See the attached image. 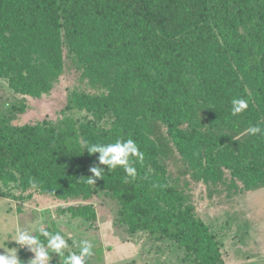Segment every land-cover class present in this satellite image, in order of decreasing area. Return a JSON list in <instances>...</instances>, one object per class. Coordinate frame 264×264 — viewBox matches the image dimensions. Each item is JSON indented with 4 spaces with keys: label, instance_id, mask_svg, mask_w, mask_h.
Listing matches in <instances>:
<instances>
[{
    "label": "trees",
    "instance_id": "trees-1",
    "mask_svg": "<svg viewBox=\"0 0 264 264\" xmlns=\"http://www.w3.org/2000/svg\"><path fill=\"white\" fill-rule=\"evenodd\" d=\"M66 70L93 91L74 90L67 105L88 118L15 125L23 102L0 109V197L108 194L131 235L173 244L183 264H225L186 192L190 182L227 198L264 189V136L246 133L264 126V0H0V81L39 99ZM234 98L249 103L237 117ZM117 139L144 154L127 182L86 150ZM93 166L105 176L90 184ZM68 210L95 217L89 205Z\"/></svg>",
    "mask_w": 264,
    "mask_h": 264
},
{
    "label": "rangeland",
    "instance_id": "rangeland-1",
    "mask_svg": "<svg viewBox=\"0 0 264 264\" xmlns=\"http://www.w3.org/2000/svg\"><path fill=\"white\" fill-rule=\"evenodd\" d=\"M77 89L93 92L80 83L73 70H66L52 90L39 99L16 95L6 81L1 80L0 109L17 101L23 102L25 111L13 122L15 125L55 124L65 118L82 121L88 118L85 111L67 107L71 94ZM172 169L175 171L176 167L172 166ZM186 193L197 216L215 236L225 264H264V189L227 198L210 196L202 184L190 182ZM13 195L16 200L0 197V247L19 249L17 255L23 264H28L34 254L8 239L17 228L36 235L40 226L56 230L65 237L69 244L65 255L79 253V241L91 242L93 249L88 264H183V255L173 244L142 232L131 235L118 222L117 203L108 194L96 193L88 202H63L19 190ZM77 205L91 206L94 219L71 216L68 208ZM0 254H4L3 249ZM61 262L60 257H55L49 264Z\"/></svg>",
    "mask_w": 264,
    "mask_h": 264
},
{
    "label": "clouds",
    "instance_id": "clouds-1",
    "mask_svg": "<svg viewBox=\"0 0 264 264\" xmlns=\"http://www.w3.org/2000/svg\"><path fill=\"white\" fill-rule=\"evenodd\" d=\"M249 107V103L243 98H234L231 101V115L237 117L244 113ZM246 133L253 136H264V126L259 123L255 126H249ZM86 150L90 155H98V165L106 166L107 171L111 173L115 169L122 168L127 178L135 179L137 170L135 163L144 159V154L132 139H117L114 143H88ZM92 177L88 178V183L94 184L96 179H102L105 176V168L93 166L89 169ZM32 190L39 191L40 184L34 179L29 181ZM51 195V193H49ZM38 235L32 234L30 230L17 228L13 235L8 239L14 241L20 248L27 249L34 254L28 264H49L51 260L50 253L58 255L63 264H88V259L92 255L93 244L88 240L79 241V253L72 252L65 255L69 244L65 237L59 232L53 233L46 230L43 226L38 229ZM41 237L44 239L42 240ZM75 243V242H74ZM4 254H0V264H23L17 253L19 249L15 247L2 248Z\"/></svg>",
    "mask_w": 264,
    "mask_h": 264
}]
</instances>
